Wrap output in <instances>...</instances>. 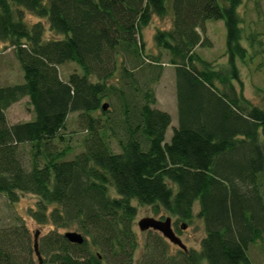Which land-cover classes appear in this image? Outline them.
Returning <instances> with one entry per match:
<instances>
[{
	"label": "trees",
	"instance_id": "trees-1",
	"mask_svg": "<svg viewBox=\"0 0 264 264\" xmlns=\"http://www.w3.org/2000/svg\"><path fill=\"white\" fill-rule=\"evenodd\" d=\"M241 5L0 0V44L23 72L22 83L0 86V193L12 204L20 193L38 198L28 215L48 228L39 232L42 264H253L250 247L264 235V109L243 94L238 62L264 57V34L245 28ZM168 16L171 26L154 34L158 53L146 54L143 30ZM213 20L227 31L221 69L197 52L212 46L202 34ZM68 63L81 74L63 79ZM165 65L174 68L178 113L168 143L172 116L156 95ZM24 99L33 119L9 122L7 109ZM71 114L86 135L68 159L61 143ZM133 202L177 223H191L198 203L200 249L183 251L150 230L137 257ZM35 233L21 216L0 227V264H40Z\"/></svg>",
	"mask_w": 264,
	"mask_h": 264
},
{
	"label": "rangeland",
	"instance_id": "rangeland-1",
	"mask_svg": "<svg viewBox=\"0 0 264 264\" xmlns=\"http://www.w3.org/2000/svg\"><path fill=\"white\" fill-rule=\"evenodd\" d=\"M257 3V4H256ZM257 6V7H256ZM240 15L245 20V28L252 25V28L264 34V0H242V5L239 8ZM32 22H37L38 19L30 17ZM171 26V18L154 17L152 23L143 30L142 39L145 43L146 54H157L158 50L154 43V34L156 29H168ZM244 27V24L242 25ZM211 41V47H198L197 52L204 59L215 63L218 69L225 67L226 62V39L227 31L223 21H207L205 24V32L202 34ZM243 46L247 47V43L242 41ZM165 55V54H164ZM165 60H167L165 56ZM240 70V78L243 83V94L246 98L254 104L264 109V98L258 94L259 89H264V57L258 56L253 60L248 58L245 63L238 62ZM73 72L81 74V69L75 63H68L60 67V74L63 79H68ZM23 82V72L19 66L18 61L14 58L13 50L7 48L5 44H0V86L10 84H18ZM239 88V86H238ZM159 92L160 105L163 109L172 116V124L166 133V142H170L173 135V128L178 126L177 105L175 104V72L173 67L165 65V71L162 81L156 86ZM7 118L11 123L25 122L33 119V113L24 99L16 104H13L6 111ZM65 135V142L61 146L68 145L70 154L67 156L71 159L76 154L83 150L82 140L86 135L78 126L76 114H71L68 119ZM114 151L118 152L116 141L112 142ZM28 148H25V153ZM25 159H28L25 154ZM38 198L31 194H19L17 203H10L6 197L0 193V227L8 226L14 223V219L21 216L27 227L32 233L37 231L44 234L48 231L47 227H41L36 224L28 215L30 208H34ZM137 208V217L135 219V232L139 239V249L137 257H139L144 250L145 232H141L138 227V222L147 217H152L159 220H164L167 217L172 219V228L176 235L181 239L182 243L187 249H200L201 240L205 237V228L203 221L197 216L199 212L198 203L193 207V220L191 223L178 222L176 218L172 217L165 211H160L155 214L150 206H141L133 202ZM177 223V224H176ZM174 224V225H173ZM179 228L177 231L176 228ZM176 248H179L173 245ZM249 255L253 264H264V235L263 239L252 245L249 250Z\"/></svg>",
	"mask_w": 264,
	"mask_h": 264
},
{
	"label": "water",
	"instance_id": "water-1",
	"mask_svg": "<svg viewBox=\"0 0 264 264\" xmlns=\"http://www.w3.org/2000/svg\"><path fill=\"white\" fill-rule=\"evenodd\" d=\"M138 227L141 232L156 231L159 232L165 239L172 245L179 247L181 250L186 251L187 247L182 243L181 239L176 235L172 228V219L167 217L164 220L155 219L152 217L143 218L138 222ZM39 231L34 235V250L35 254L42 264V258L39 252ZM64 237L73 244L81 245L84 241L82 235L78 232H67Z\"/></svg>",
	"mask_w": 264,
	"mask_h": 264
},
{
	"label": "crops",
	"instance_id": "crops-1",
	"mask_svg": "<svg viewBox=\"0 0 264 264\" xmlns=\"http://www.w3.org/2000/svg\"><path fill=\"white\" fill-rule=\"evenodd\" d=\"M161 81H162V79H161ZM161 81H160V82H161ZM160 82H159V83H160ZM159 83H158V84H159ZM158 84H157V85H158ZM157 85H156V86H157ZM156 95H157V107H158L159 109L165 111V110L163 109L162 105H160V100H159L160 97H159V92H158V90H156ZM174 99H175V104L177 105V102H176V92H175V91H174Z\"/></svg>",
	"mask_w": 264,
	"mask_h": 264
},
{
	"label": "flooded vegetation",
	"instance_id": "flooded-vegetation-1",
	"mask_svg": "<svg viewBox=\"0 0 264 264\" xmlns=\"http://www.w3.org/2000/svg\"><path fill=\"white\" fill-rule=\"evenodd\" d=\"M174 225V224H173Z\"/></svg>",
	"mask_w": 264,
	"mask_h": 264
}]
</instances>
